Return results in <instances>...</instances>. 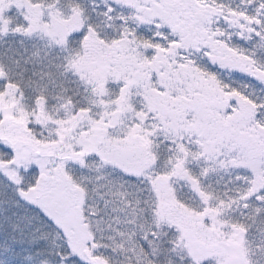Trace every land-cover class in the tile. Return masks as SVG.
<instances>
[{
  "label": "snow or ice",
  "instance_id": "obj_1",
  "mask_svg": "<svg viewBox=\"0 0 264 264\" xmlns=\"http://www.w3.org/2000/svg\"><path fill=\"white\" fill-rule=\"evenodd\" d=\"M0 264H264V0H0Z\"/></svg>",
  "mask_w": 264,
  "mask_h": 264
}]
</instances>
